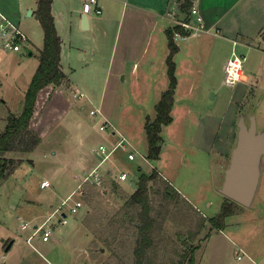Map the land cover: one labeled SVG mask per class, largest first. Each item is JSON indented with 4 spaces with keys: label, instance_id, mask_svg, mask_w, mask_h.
Listing matches in <instances>:
<instances>
[{
    "label": "rangeland",
    "instance_id": "rangeland-1",
    "mask_svg": "<svg viewBox=\"0 0 264 264\" xmlns=\"http://www.w3.org/2000/svg\"><path fill=\"white\" fill-rule=\"evenodd\" d=\"M37 1L0 0V11L27 36L19 50L3 48L0 40V131L9 115L20 112L25 88L38 64L43 29L35 12ZM54 1L61 45L69 48L71 44L61 62L78 87L75 90L74 84L68 86L63 79L58 85L42 88L29 121V127L40 133V140L31 151L15 149L5 154L14 158L15 167L0 185V263L121 264V249L117 246L114 254L103 242L110 229L109 217L135 190L140 172L154 169L159 176L149 180V185L161 190L166 184L163 176L178 193L172 192L167 212L155 233L157 242L149 252L150 264H188V254L193 255L192 264H264V154L251 203L236 206L220 228L210 221L227 203V196L219 187L230 153L217 168L219 155L214 147L218 141L213 140L222 118L235 112L234 143L241 114L246 123L253 116L257 129L264 130V40L257 38V46H237L236 51L245 55L243 69L249 79L234 85L224 83V72L218 68L211 75L201 73L204 64L214 65L216 61L207 50L199 51L198 58L193 60L196 73L187 75L180 71L177 75L179 85L170 110L172 119L162 126L158 158L150 159L144 121L147 115H155V103L167 85H161L158 74L150 76L149 84L142 77H135L131 73V59L123 71H115L128 11L124 14L121 2H112L108 10L102 0L100 13H89L91 23L98 25L92 31L81 29L73 19L78 17L83 0ZM202 37L207 36L204 33L190 40ZM91 49L96 54H91L94 61L90 58ZM82 51L84 57L80 56ZM183 53L179 51L176 57ZM157 66L152 69L158 70ZM141 69L142 64L140 74ZM75 91L82 95H74ZM91 108L105 110L116 131L127 138L124 147L118 145L105 161L111 178L105 176L101 189L86 187L82 198L87 210L68 214V223L59 226L57 240L42 241L38 236L28 242L26 238L34 223L49 214L76 186L74 168L64 169L70 144L82 140V148L96 154L99 143L110 147L119 138L111 126L99 128L104 117L99 112L90 113ZM129 149L135 153L133 159L127 157ZM122 170L128 172L124 180L117 177ZM43 178L50 181L49 186H40ZM102 189L106 192L100 193ZM151 198L155 204L160 201L156 192H151ZM22 220L30 224L22 228ZM7 236L15 238L9 250L1 247V238ZM237 254L241 257L237 258Z\"/></svg>",
    "mask_w": 264,
    "mask_h": 264
},
{
    "label": "crops",
    "instance_id": "crops-1",
    "mask_svg": "<svg viewBox=\"0 0 264 264\" xmlns=\"http://www.w3.org/2000/svg\"><path fill=\"white\" fill-rule=\"evenodd\" d=\"M96 1L97 4L102 7V0ZM103 1L105 4H107L108 10H110L112 2H115L116 4H119L121 2L123 9L125 7L124 14L126 11H128L125 35L124 39L122 40V45L120 47L118 64L116 66L115 71L117 73L123 71L126 68L128 61L131 59V73H133L135 77H142L144 83L149 84L150 76L153 74H158V79L161 85H168L169 79L167 81L165 76L168 77L167 56L169 54L170 49L166 30L169 27H174V18H182L184 15L187 14L189 7L185 11L180 10L179 5L181 0ZM190 2H192V0H190ZM195 2L203 17V24L207 28V30L203 31L200 34H189L186 38H182L180 36L174 37V34H172L173 40L177 46L176 50L172 55V59L174 61V73L176 77L175 88L179 85V79L177 75L180 71L186 73L187 75H192L196 73V65L195 63H193V60L198 58L200 50H202L203 52L207 50L206 53L210 54L211 57L215 58L216 63L214 65L204 64V66L202 67L203 70H201V73L204 72L205 75H211V72L217 70V68L218 70L223 71L225 61L231 54V50H237L238 45L240 46L246 43L248 45L257 46L258 43L255 42L257 38L264 40V37H261L262 31H264V0H195ZM55 7V1L52 0L51 12L53 14L54 23L56 26ZM81 12H83L82 8L80 13ZM80 13L78 17H76V19L75 17H73L75 25H77L78 27ZM108 17L109 16L106 17L107 20ZM97 27L98 25L95 21L91 23V21L89 20V26L86 29H90L93 31L97 29ZM179 32L184 33L182 31ZM204 33L207 37H202L199 40H190L192 36H201ZM59 36L61 38L60 34ZM234 39L237 41L236 44L233 43ZM70 50L71 44L69 48H63L61 45L60 64L62 70L65 73L64 79L68 82V86L74 84L76 90L78 87L77 82L75 80L73 81V79L71 81V78L63 69V65L61 62L64 53L68 54ZM181 50L184 52L183 55H181L180 57H176L179 51ZM91 54L96 55L92 49L90 51V58L92 59V61H94L95 56H91ZM84 55L85 54L82 51L80 53V56L84 57ZM141 64L142 74H140L139 71V66ZM155 65H158L156 68H159L158 70L152 69V67H154ZM106 69H108V65ZM248 79L249 74L244 72V82ZM50 84L51 83L47 85ZM47 85L43 86L42 88H45ZM42 88H40L39 91ZM59 88H61V86H59ZM175 91L176 89H174V92ZM101 112L103 117L105 116L108 118L107 112L105 110H101ZM234 114L233 112H230L229 115L224 116L222 118L219 132L216 133L213 139L214 141H218V146L216 145V147H214L216 148L217 154L219 155L216 164L217 168L218 165L220 166V162H222V160H224V158L226 157V153H231V150L234 146L233 144H235V130L233 125ZM36 133L39 135L40 140V133L37 132V130ZM82 142L83 141L80 140L74 145L70 144L71 147L70 149L68 148L69 150H67L68 159L66 160V166L64 167L65 170H70L71 168H74L77 178L76 184L79 181L78 179L81 172L83 170L91 168L97 163L99 159L98 153L94 154L90 151H85L82 148ZM75 152L77 153L76 155H74ZM103 165L105 166V162L103 163ZM79 169L80 171H78ZM105 169L107 170L106 178H108L109 180L111 178L109 176L112 174V172L107 166H105ZM83 209L84 211L87 210L86 207H83ZM60 225L64 224H59L56 226L49 240H57V235L60 233ZM38 236V234H32L31 231L26 240L30 242L31 239ZM1 239V247H4L9 240H12L7 250H9L13 246L15 241V238H11L10 236Z\"/></svg>",
    "mask_w": 264,
    "mask_h": 264
},
{
    "label": "trees",
    "instance_id": "trees-1",
    "mask_svg": "<svg viewBox=\"0 0 264 264\" xmlns=\"http://www.w3.org/2000/svg\"><path fill=\"white\" fill-rule=\"evenodd\" d=\"M51 2L52 0L37 1L35 12L43 29V45L38 64L25 88L20 112L9 115L4 128L0 131V185L15 167L14 158L5 155L6 152L15 149L31 151L39 141V135L29 127L39 89L49 83L58 84L65 78L60 64L61 38L54 23ZM190 4V0H181L179 8L185 11ZM174 29L184 32L180 25H174L166 30L170 49L167 56L168 85L155 103V115L152 118L147 115L144 121L148 142L147 157L150 159L158 158L162 146V126L172 119L170 110L176 85L172 55L177 48L172 35ZM156 176L159 174L154 169L140 172L135 190L122 200L120 206L109 217L110 229L103 237V242L114 254L117 253L115 251L117 246L121 249L118 255L121 264H150L149 252L155 248L157 242L155 233L167 212L172 192L178 193L162 175L161 179L163 178L166 184L161 190L149 185V180L155 179ZM105 192V189L100 191ZM151 192L158 193L160 199L158 204L152 201ZM238 205L239 203L227 197V203L222 204L220 210L210 217L211 223L220 228L224 218L233 213ZM183 256L185 257L186 253H183ZM186 258L188 264H192L193 255L188 254Z\"/></svg>",
    "mask_w": 264,
    "mask_h": 264
},
{
    "label": "built area",
    "instance_id": "built-area-1",
    "mask_svg": "<svg viewBox=\"0 0 264 264\" xmlns=\"http://www.w3.org/2000/svg\"><path fill=\"white\" fill-rule=\"evenodd\" d=\"M82 11L87 13L89 16V13L92 11L95 13H100L101 7L97 4L96 0H83ZM174 23L175 25H180L184 29V33H181L175 29L173 31L174 37L180 36L182 38H186L189 34H200L207 30L203 24V17L195 0H192L187 14L182 18H174ZM0 40L2 41L3 48H9L11 50H19L21 43L27 41L26 34L1 11ZM236 42L237 41L234 39L233 43L236 44ZM244 59V54L238 53L235 49L231 50V54L226 59L223 68L224 83L234 85L236 82L244 79ZM74 95H82V92L75 91ZM89 112L92 114L96 112L102 113L101 109L98 108H91ZM107 126H111L113 129L112 131L119 135L118 140L110 147L103 143H99L95 149L96 153L99 154L97 163L91 168L83 170L79 175V181L76 186L72 188L68 194H66L61 202L56 205L49 214H47L39 222L34 223L32 234H38L43 241L49 240L57 225L68 222V214L76 215L81 211V209L84 207V201L82 197L87 186H92L98 189H101L105 186V176L107 175V170L103 166V163L110 158L111 154L118 145L124 147L123 141L127 139L122 133L116 131L114 125L107 117L104 116L102 122L99 123V128L104 129ZM127 157L133 159L135 157L134 151L129 149L127 151ZM127 176L128 172L125 170L119 171L117 175L118 179L120 180L126 179ZM49 185L50 181L48 179H43L40 181V186L42 187ZM29 224L30 222L27 220L21 221L22 228H26ZM240 257V254H237V258Z\"/></svg>",
    "mask_w": 264,
    "mask_h": 264
},
{
    "label": "water",
    "instance_id": "water-1",
    "mask_svg": "<svg viewBox=\"0 0 264 264\" xmlns=\"http://www.w3.org/2000/svg\"><path fill=\"white\" fill-rule=\"evenodd\" d=\"M79 24L82 29L88 28L87 13H80ZM31 52L30 49L27 50L28 54ZM262 154H264V130L257 129L253 116L246 123L245 115L241 114L237 120L236 141L228 165L224 169L219 190L237 203L249 205L258 184ZM11 242L12 240H9L6 243L5 250L9 248Z\"/></svg>",
    "mask_w": 264,
    "mask_h": 264
}]
</instances>
